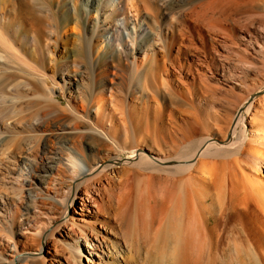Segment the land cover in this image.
Segmentation results:
<instances>
[{"label":"bare ground","instance_id":"bare-ground-1","mask_svg":"<svg viewBox=\"0 0 264 264\" xmlns=\"http://www.w3.org/2000/svg\"><path fill=\"white\" fill-rule=\"evenodd\" d=\"M152 2L149 10L145 0H56V11L48 6L53 22L42 49L65 66L60 85L28 70L11 36L22 28L35 45L45 34L47 22L33 0H0V225L13 234L6 213L18 194L16 175L29 201L51 199L59 215H48L23 244L36 255L14 240L9 257L0 251V264H126L110 235L114 219L128 235L149 238L148 256L155 254L160 264H222L229 244L235 264H264V94L260 107L253 95L240 103L229 137L234 146L227 150L224 138L210 139L206 125L187 111L192 102L183 79L190 75L206 109L217 88L208 74L218 67L215 55L229 52L237 35L244 45L239 60L264 72V38L257 32L264 36V0ZM164 25L170 40L161 51L153 41ZM114 56L129 61L127 72L110 61ZM28 76L40 81L42 94ZM118 79L147 102L137 108L125 92L124 112L105 90ZM20 87L31 96L17 95ZM196 125L198 141L190 137ZM110 146L115 155L108 157L119 167L101 160ZM63 170L69 183L60 195L37 194L41 182Z\"/></svg>","mask_w":264,"mask_h":264},{"label":"rangeland","instance_id":"rangeland-1","mask_svg":"<svg viewBox=\"0 0 264 264\" xmlns=\"http://www.w3.org/2000/svg\"><path fill=\"white\" fill-rule=\"evenodd\" d=\"M146 7L148 10L150 9V4L153 3L152 0H145ZM53 7L56 11V0H33V7L34 11L37 15L41 16V20L47 22V29L45 34H41V38L36 36L35 45L32 43L31 36L27 37L24 33L22 28H13L11 30L12 39L15 41L16 44L20 48H22L24 53V61L23 65L28 69L36 73V75L42 76L46 75L48 78H51L52 82H56L61 85L62 83V76L66 75V68L65 66H59L54 61H50L48 57V51L43 48V43L45 38L48 36L50 37V24L49 22H53L52 15L46 14L47 7ZM58 13V12H57ZM164 23V22H163ZM165 24V23H164ZM166 30H169V25L163 26V35L162 37H157V40L153 42L157 44L158 48L161 51L165 50L169 43L167 40L169 39L168 35H166ZM260 34L261 38L263 39V33L261 30H257ZM237 33H241L237 31ZM166 37V38H165ZM170 40V39H169ZM237 44L230 45L228 47V51H222L218 49L219 55H215V64H218V67H213L211 71L208 73L211 79L212 85H216V89L212 92L210 98V104L206 109H202V101L200 100L199 94L193 90L192 86L190 85V75L188 78L187 74H183L184 81L186 82L185 87L189 90L187 92V97H189V103L193 106L190 107L189 104L187 111L191 112L193 116H196L200 119L199 123H204L206 126L205 135L210 136L209 138L213 140L214 137H222L224 138V148L225 149H232L234 146V142L229 140L231 135V131L233 128L232 121H234L235 117L239 115L241 110L240 103L250 95L256 96L255 105L260 107L259 105L263 103L262 97L264 94V87H260V83L264 79V72L259 68L248 67L243 62L239 60V55L243 49V41L237 35ZM163 46V47H162ZM53 47L50 46V50ZM60 49H64L63 45L59 47ZM21 50V49H20ZM249 52V51H248ZM250 53V52H249ZM104 54V52H103ZM253 57V55H250ZM191 59L192 56H189ZM115 65H118L120 68L124 70V73L127 72V65L129 61H123V59L118 60L117 56H114L110 60ZM22 64V63H19ZM83 65V63H82ZM86 65V64H85ZM78 66V65H77ZM85 68V66L83 67ZM18 74L23 77L25 76L23 72L20 70ZM32 84L37 93H43V86L41 85L38 79H33ZM120 79L115 81L114 88H105L107 93L115 94L117 99L119 100L120 108H123L124 112H126V107L124 105L125 101V88L122 84L119 83ZM47 84L51 85L50 79H47ZM157 83L153 78L150 80V90H155ZM17 95H28L31 96L30 93L26 92L24 88L17 89ZM127 93V92H126ZM63 105L67 104L66 99L63 95L59 92V89L55 92ZM138 98L132 93H127V102H133L135 107L140 108L142 107L141 104L147 102L145 96L137 94ZM145 98V99H144ZM164 103V101L161 99ZM72 104L75 105L76 102L72 100ZM139 106V107H138ZM254 112V110H252ZM112 112V110H110ZM180 113V112H179ZM182 115V114H181ZM184 119L186 116H184ZM251 119L246 116V125L248 133H251L254 138L257 135L254 134V130H256V126L251 125ZM177 123L182 127L184 125V121L179 115L177 119ZM119 125V121L117 122ZM121 129V128H120ZM121 132V130H120ZM190 136V135H189ZM193 140L200 139V127L196 125L193 129V134L190 136ZM262 140L264 138H261ZM154 147V146H153ZM155 151H158L156 147H154ZM112 155L114 157V149L110 147L104 149L101 152V157L103 161L107 162H115V166L119 167L120 163L118 160H113L112 157L109 158L108 155ZM264 164V159L262 160ZM69 173L66 170H63V173L60 175L53 176L54 180H50L49 178L45 180V182H41L40 187L41 189H37V194L43 196H58L61 194V190L63 187L69 183V179L66 177ZM22 176H14L12 183L13 191H17V195H14V203H10V209L8 210L7 218L10 221L11 231L13 234H10L8 229L4 228L0 225V251L5 256H10L12 243L16 240L19 244L18 249L25 252V254H33L36 255L34 248H24L23 244H26L29 241H32L31 235L36 232L37 227L42 224L47 218L48 215L52 217L54 220H58V213L56 211L55 203L51 199L46 198H36L32 201L28 200V187L23 182ZM20 187H23V191L20 190ZM12 189V188H11ZM116 226V229L110 230L112 234L111 238L115 244H119L121 246V255L125 259H127L126 264H160L159 261L154 256H148L150 248V241L149 238H145L142 236H130L128 233L124 232L123 228L118 229V221H112ZM152 252V251H151ZM153 253V252H152ZM159 254V253H158ZM233 249L232 245L229 244L226 250L225 258L222 261V264H235L234 259L232 257ZM232 259V260H231ZM232 262V263H231Z\"/></svg>","mask_w":264,"mask_h":264}]
</instances>
